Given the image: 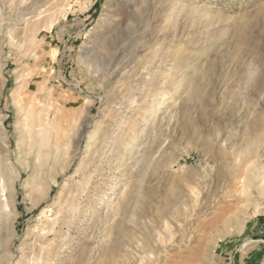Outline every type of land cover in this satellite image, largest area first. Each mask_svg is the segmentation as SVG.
Here are the masks:
<instances>
[{"label":"rangeland","instance_id":"obj_1","mask_svg":"<svg viewBox=\"0 0 264 264\" xmlns=\"http://www.w3.org/2000/svg\"><path fill=\"white\" fill-rule=\"evenodd\" d=\"M37 1L0 0L42 11L2 39L0 264H264V0Z\"/></svg>","mask_w":264,"mask_h":264},{"label":"bare ground","instance_id":"obj_2","mask_svg":"<svg viewBox=\"0 0 264 264\" xmlns=\"http://www.w3.org/2000/svg\"><path fill=\"white\" fill-rule=\"evenodd\" d=\"M17 1V0H16ZM37 1V0H36ZM39 1V0H38ZM37 1V2H38ZM24 3V2H23ZM9 4V3H8ZM15 5V4H14ZM10 6V5H9ZM42 6V5H41ZM1 8V7H0ZM41 10V9H40ZM21 11V10H20ZM20 11H17V14H16V17H17V19L15 18V19H12V18H10L9 16H10V11L9 10H6V8H2V9H0V32L3 30V29H5V28H7V31H6V35L5 34H0V83H1V80H2V69H3V67H4V63H3V61H4V58H3V55H2V39H3V37H8L11 41H14V39H15V34L14 33H12V31H11V28L13 27V26H15V28H19V29H21L24 33H26V32H30V31H32V30H36V28H38V25H37V23H36V20H38L39 19V17H40V15L42 14V11H39V10H32V11H29L28 13H25L26 15H30V16H24V17H21V16H19L20 14ZM141 13H143V12H141ZM22 14V13H21ZM142 15V14H141ZM135 16V18H138L136 15H134ZM141 17V16H140ZM143 18V17H142ZM50 19H52V18H50ZM138 22H140V21H138ZM25 24L24 26H22V27H20V26H18L19 24ZM49 23V22H48ZM44 27V26H43ZM45 27H46V25H45ZM140 28V27H139ZM138 28V29H139ZM3 32H5V31H3ZM140 32V30L139 31H137V33H139ZM5 39V38H4ZM6 41V40H5ZM4 52V51H3ZM21 90V89H20ZM18 91H19V88H18ZM34 113V112H33ZM47 120H44L43 122L44 123H47L46 122ZM3 122H1L0 121V130L3 132V130H4V128H3V124H2ZM46 125V124H45ZM1 132V133H2ZM40 132V131H39ZM38 132V133H39ZM4 175H3V173L1 174V176H0V189L1 190H5V183H4ZM1 193H4V192H1Z\"/></svg>","mask_w":264,"mask_h":264}]
</instances>
